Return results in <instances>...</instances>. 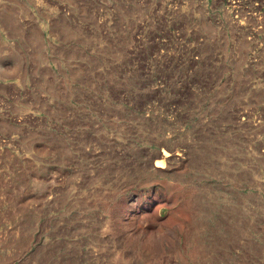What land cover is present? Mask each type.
I'll list each match as a JSON object with an SVG mask.
<instances>
[{"label": "rangeland", "instance_id": "1", "mask_svg": "<svg viewBox=\"0 0 264 264\" xmlns=\"http://www.w3.org/2000/svg\"><path fill=\"white\" fill-rule=\"evenodd\" d=\"M0 264H264V0H0Z\"/></svg>", "mask_w": 264, "mask_h": 264}, {"label": "bare ground", "instance_id": "2", "mask_svg": "<svg viewBox=\"0 0 264 264\" xmlns=\"http://www.w3.org/2000/svg\"><path fill=\"white\" fill-rule=\"evenodd\" d=\"M170 156H172L171 154L167 153V152H162L161 155H159V157L161 158V160L156 161L154 164V167L157 168H161L163 163L168 160L170 158Z\"/></svg>", "mask_w": 264, "mask_h": 264}]
</instances>
